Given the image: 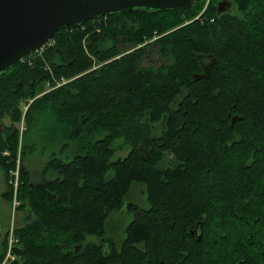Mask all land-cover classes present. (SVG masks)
I'll return each mask as SVG.
<instances>
[{"label": "trees", "instance_id": "16d2710c", "mask_svg": "<svg viewBox=\"0 0 264 264\" xmlns=\"http://www.w3.org/2000/svg\"><path fill=\"white\" fill-rule=\"evenodd\" d=\"M206 1L108 14L99 32L94 23L86 31L62 26L44 59L29 65L33 52L0 76V121L11 120L0 131V169L9 182L4 194L11 202L10 169L21 144L19 207L34 218L16 230L14 264H264V0H225L220 11L212 0L204 18L186 23ZM156 31L166 32L159 44L171 64L139 65L138 48L91 69L120 53L118 36L136 46ZM110 35L114 46L104 44ZM198 53L209 55L203 72H196L202 70ZM60 76L77 77L45 90ZM29 99L30 130L39 128L44 112L54 117L41 128L43 148L60 141L62 153L71 152L70 161L51 156L39 184L30 183L24 163L37 145L25 141L29 131L20 143L16 125L20 103ZM124 145L128 154L113 159ZM166 152L177 164L164 170ZM134 184L142 185L145 207L127 201ZM123 205L132 212L126 236L118 247L103 248L94 238ZM244 215L246 226L237 218ZM196 226L200 239L192 233ZM7 241L6 234L0 263Z\"/></svg>", "mask_w": 264, "mask_h": 264}, {"label": "water", "instance_id": "95a60500", "mask_svg": "<svg viewBox=\"0 0 264 264\" xmlns=\"http://www.w3.org/2000/svg\"><path fill=\"white\" fill-rule=\"evenodd\" d=\"M193 1L0 0V76L7 74L20 58L42 47L62 26L81 25L94 17L127 10L182 9L190 7ZM218 7L219 11L225 10L228 2L221 1ZM194 55L200 59L209 58L201 53ZM197 227L192 233L200 239Z\"/></svg>", "mask_w": 264, "mask_h": 264}, {"label": "rangeland", "instance_id": "374dc122", "mask_svg": "<svg viewBox=\"0 0 264 264\" xmlns=\"http://www.w3.org/2000/svg\"><path fill=\"white\" fill-rule=\"evenodd\" d=\"M211 1L212 0H207L206 3H205V5H204V7L201 9V11L194 18H199V19L204 18L206 16V13L204 11L207 9V6L210 5ZM219 1L220 0H218V2ZM218 2L216 3V5H219ZM233 12L236 13V14H240V12L237 11V9L233 10ZM106 20H107V17H104L102 19H92L90 22L87 23V25L84 24L82 26H79L81 28L80 29H77V30L86 31L87 28L90 25L91 26L93 25V23L96 25L95 26V29H99L100 28L99 26H101V29H102V24H104V21H106ZM191 20H188V22H190ZM97 25H98V27H97ZM95 29H93V30H95ZM89 32H88V35L90 34ZM155 35H156V33H155ZM83 42H85V40H83ZM130 43H126V42L123 43V46H122L121 51H120L121 54L122 53L126 54V53L129 52V50H130V52H132V51L135 50L134 47H133L135 45H133L132 42H130ZM51 46H53V45L50 44V41L48 43L44 44V46H42L40 48V50H38L32 56H29L27 58V60H26L27 63L29 65L33 66L34 63H36V60L38 58L44 59L45 58V51H46V49L48 47H51ZM87 53H88V55L90 57H92L93 59H95L94 56L89 53V51H87ZM118 56H120V55H117L116 57H118ZM43 66L45 67L46 70L47 69L50 70L48 64L45 63ZM58 79H59L58 80V83L63 81L62 76H60V78H58ZM50 83H51V80L46 82V84H45V90H48V88H51V84ZM32 100L33 99H29V101H25L24 100V101H22L20 103V110L22 111L23 114H22V119L19 122L16 123L17 128L19 130V134H20V143H21L22 134L25 133V132H27V131H29L26 134V136H25L26 137L25 138V141L28 142L27 144L35 143L37 145V148L34 151V155H31L29 158H27L26 159V162H25V163L29 164L31 168H33V167H43V163L47 160V156L44 153V151L47 154H49L50 153V150L49 149L47 150V148L46 149L43 148V146H47L48 143L44 139H42V133L45 132V131H42L41 128L44 127V128L47 129V127L49 128L53 124V122H54V117L50 113H45L44 112V115L41 116L39 118V120H38L39 128L37 126L36 127L34 126L30 130V128L26 124V120H25V117L24 116H25V112H26V110H27V108L29 106V103L32 102ZM263 106L264 105L261 104V107L262 108H263ZM263 110H264V108H263ZM251 120L252 119L249 120V123H250ZM10 122H11V120H10V118L8 116L7 117H4L2 119V121H0V131L3 130L4 125L9 124ZM250 124L252 125V122ZM56 142L59 143L60 141H56ZM20 145L21 144H19V146ZM55 147H59V146L54 143V148ZM117 149L118 150L116 151L113 159H116L117 157H123V156H125L126 153H127V151H128V147L125 146V145L124 146H118ZM1 151H2V154L5 155V156H10L11 155V151H9L8 149H4V150H1ZM70 154H71V152H70ZM172 156L173 155L170 152H166L165 153L164 160L161 161L160 164H159L160 167L164 168V167L168 166L169 164H172V165L177 164L176 160ZM20 157H21V152H20V147H18V157H17L16 163H15V166H13L10 169V177H9L10 184L12 182L13 183V188H14V197H13V199H12L11 202H8L6 200L7 197L4 194L5 191L7 190V184L9 182L7 183L5 173H4V171L2 169H0V214L2 213V216L4 218H6V220L8 222L7 223V229H6L7 236H8V227H9V225L12 222H14V225L16 226L15 234L17 236V240L14 243V251H12V254L14 255V258L9 263H4L5 257H6L7 252H8V241H7L6 252H5L4 257L2 259V262L0 264H14L15 261L19 259V254L15 251V248H17V246L19 245V242H20V239H19V237L17 235V231L16 230L21 225H24L27 222L28 216H29L28 214L29 213H33L30 210L27 211V210L22 209L21 207H19L20 204H21V201H20V199L18 198V195H17L19 184H17V186H18L17 187L16 184H15V182L17 181V182L20 183V168H21V158ZM63 158L66 159L65 156ZM18 168H19V174L17 175L13 171H17ZM136 185H139V184H136ZM136 185L133 186V189L131 191V194H130V197L129 198L131 200H136L137 202L140 203V205H142V204L143 205H146L147 202L144 201V198L142 196L143 195L142 194L143 192L142 193H139L142 190V186H136ZM15 200H17V202H18L17 205H16V207H14V201ZM123 210L124 211L122 213L125 212V209H123ZM119 214H121V213H119ZM245 215L242 218L237 216V218H239V220L241 221V223L246 226V220L247 219H245ZM124 216H127V215H124ZM112 219L113 220H116L118 223L120 221L122 222V218H121L120 215L118 217H113ZM255 224L257 225V221H254L252 223V225H255ZM247 231H249V228L248 227L245 228V232L243 231V229H240V232L243 233V235L241 234L240 236L241 237L244 236V234ZM254 233H256V232H254ZM6 234H5V237H6ZM237 240H239V238H237ZM0 255H1V252H0ZM87 262H88V260H87Z\"/></svg>", "mask_w": 264, "mask_h": 264}, {"label": "flooded vegetation", "instance_id": "af4514ba", "mask_svg": "<svg viewBox=\"0 0 264 264\" xmlns=\"http://www.w3.org/2000/svg\"><path fill=\"white\" fill-rule=\"evenodd\" d=\"M107 22H108V20L104 21L105 24H107ZM95 30L99 32L101 29L99 28V29H95ZM155 33H156V35H154V37L151 40H146V41H144V42H142V43H140V44H138L136 46H133V47H134V49L140 48L139 49V65L141 64L142 66L147 67V68H149V66H150L151 68L159 69L161 66L169 65L173 61H172L171 53H167V52L165 53V52H163L160 49L159 39H161V37L164 34H166V32L158 33L156 31ZM87 36H88V33L86 34L84 40L87 38ZM118 38H119L118 45L122 48L124 42L122 41V37L121 36H118ZM113 41H114V39L111 38V35H110L108 37V39H107V42H104V44L105 45L109 44L111 46H114L115 44L113 43ZM55 43H56V41L54 40V42H53V38H51L50 39V44L54 46V45H56ZM83 43H84V46H85L86 42H83ZM129 52H130V50H129ZM123 54L124 53H122V54L118 53L116 55H112L108 59H106L105 61L100 62L97 65L95 64L91 69L100 67V66L105 65L107 63H111L115 59L120 58L121 56H123ZM117 55H120V56L116 57ZM207 59H209V58H207ZM207 59L205 57L203 58V60L201 61L202 62L201 63L202 64L201 68H202V66L207 65V63H208ZM203 68H202L201 71H196V72H203ZM50 70H52V69L50 68ZM85 72H87V71H85ZM85 72H83V73H85ZM78 75H80V74H78ZM76 77L77 76H73V77L68 78V77L62 76L63 81L59 82V83H58L59 79L54 78V81L57 84L52 86L51 88H49V91L53 90V89H55L57 87H61V86L65 85L66 83L72 81V79H74ZM159 124L160 123H158V126H159ZM158 126L153 125V130H152V134L153 135H159L160 134V128H158ZM58 146L59 147H55V148L54 147L53 148H48L47 147V150L48 149L50 150L49 154H47L44 151V153L47 156V160L43 163V167H33V168H31L29 164H25V166L27 165L28 169L30 170L31 179H32V181L30 182L31 184L32 183L39 184V183H41L43 181V179L45 178V174H44L45 165L49 162V159L51 158V156H56L58 158L63 159L64 161H70V155H71L70 152L65 150V152L62 153L61 148H60V146H61L60 142L58 143ZM19 147H20V151H21V145ZM129 150H130V148L128 147V151ZM128 151H127L126 155L128 154ZM32 155H34V153ZM64 156H65L66 159L63 158ZM29 157H26V159L29 158ZM25 162H26V160H25ZM23 169L25 170V167H24V165L22 163L20 171L23 170ZM163 169L166 170V167H164ZM113 173L114 172L110 171V172H108L107 176L111 177L113 175ZM47 176H49V173H47ZM134 185H136V184H134ZM133 186H132V189H133ZM136 186H142V185L139 184V185H136ZM132 189L130 190L129 195L127 196L128 203H130V201L137 202L136 200H131L129 198ZM139 193L143 194L142 196L144 198V201L146 202L148 200V198H147L146 194L144 193V191L141 190V192H139ZM137 203H139V202H137ZM142 206L145 207L146 205L142 204ZM123 209H125L124 213H122L124 211ZM119 213H121V214H119ZM119 215L122 218V222L120 221L118 223L116 220H113L112 218L113 217H118ZM124 215H127V216H124ZM0 216H1V221H0V223H1L0 224L1 225L0 226V252H1L2 249H3V244H4L3 241L5 240V234H6V229H7V223L8 222H7L6 218H4L2 216V213H1ZM109 217L110 218H109L108 224L104 228V230H105L104 234L100 235V237H95L94 240L97 243H101L100 245H103V248L106 247V248H108L110 250V249H112L113 246H115V247L117 246L118 247V245H120V243L124 240V238L126 236L125 227H126L127 223L130 222V220L132 218V212L129 211V209H128V207L126 205H123L122 208H120L118 210H113ZM27 222L28 223H33L34 222V218L28 219Z\"/></svg>", "mask_w": 264, "mask_h": 264}, {"label": "built area", "instance_id": "2783aa9c", "mask_svg": "<svg viewBox=\"0 0 264 264\" xmlns=\"http://www.w3.org/2000/svg\"><path fill=\"white\" fill-rule=\"evenodd\" d=\"M205 9V8H204ZM213 20V19H212ZM40 50V49H39ZM38 51V50H37ZM15 174H19V168L17 169V171H13ZM12 183V182H11ZM13 184V183H12ZM16 186L17 184H19V182H15ZM18 187V186H17ZM17 189V188H16ZM17 200L14 201V207H16L17 205ZM15 229L16 226L14 225V222H12L9 227H8V252L7 255L5 257L4 263H9L13 258L14 255L12 254V251H14V243L17 240V236L15 234Z\"/></svg>", "mask_w": 264, "mask_h": 264}]
</instances>
